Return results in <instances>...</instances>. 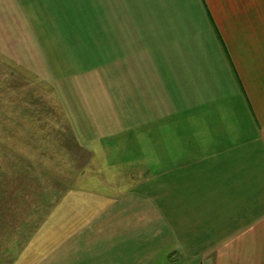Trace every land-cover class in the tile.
<instances>
[{"label":"rangeland","instance_id":"rangeland-1","mask_svg":"<svg viewBox=\"0 0 264 264\" xmlns=\"http://www.w3.org/2000/svg\"><path fill=\"white\" fill-rule=\"evenodd\" d=\"M142 3L149 14L176 11L170 25L192 27L142 34L140 45H152L148 52L170 61L173 74L197 44L205 58L214 54L201 0ZM124 8L123 0H0V264H28L36 249L33 261L52 264L44 250L61 245L75 253L77 240L58 234H79V202L106 201L157 209L141 214L142 231L158 233L149 242L153 264L203 262V178L188 170L186 114H159L171 105L156 107L158 83L141 86L140 74L153 71L144 50L123 47L130 35L115 15ZM94 212L86 208L81 231L110 216ZM174 251L181 261H168Z\"/></svg>","mask_w":264,"mask_h":264},{"label":"crops","instance_id":"crops-1","mask_svg":"<svg viewBox=\"0 0 264 264\" xmlns=\"http://www.w3.org/2000/svg\"><path fill=\"white\" fill-rule=\"evenodd\" d=\"M123 1L124 10L115 15L123 19L120 28L125 36L130 35L123 47L144 50L146 58L142 61L150 63L153 71L140 74L141 86L151 89V81L158 83L160 91L155 96L161 104L156 107L171 105V112L165 106L159 114H186L188 170L194 168L202 173L195 177L203 178L202 264H264V0H201L210 29L215 32L209 48L214 54L205 58L197 44L190 53L193 59L188 56L186 68H180L179 74L171 72L170 61L161 62L154 58L153 50L148 52L152 45L140 43L142 34L160 31L161 24L166 27L162 33H190L189 22L170 25L167 22L179 15L176 11L160 9L149 14L142 0ZM171 88L178 89V94L172 97ZM151 205L79 202V234H58V241L77 240L76 252L61 245L55 253L56 249H43V258L53 256L56 261H50L52 264H62L63 255L68 261L65 264H153L151 250L156 245L149 242L157 241L158 233L142 231V225H147L142 220L147 218L141 216L156 209ZM115 206L116 212L111 214ZM86 208L95 209L96 216H110L102 221L104 225L95 223L84 232L81 226ZM189 223L195 224V220ZM99 225L107 231H92ZM133 225L141 230L132 232L137 229ZM37 251L34 259L28 256V264L40 263L33 261ZM177 255L174 251L168 261H181Z\"/></svg>","mask_w":264,"mask_h":264},{"label":"trees","instance_id":"trees-1","mask_svg":"<svg viewBox=\"0 0 264 264\" xmlns=\"http://www.w3.org/2000/svg\"><path fill=\"white\" fill-rule=\"evenodd\" d=\"M14 189H10V188H7V190L5 191V192H7V191H13ZM13 194H15V193H12V195ZM0 217H4L3 215L2 216H0ZM1 221V220H0ZM2 225H0V231H3V230H5V225H7L6 224V222H4V224L3 223H1ZM1 234V233H0ZM5 238H6V236H5ZM3 239H4V237H3ZM1 237H0V243H1V240H3ZM7 239V238H6Z\"/></svg>","mask_w":264,"mask_h":264}]
</instances>
